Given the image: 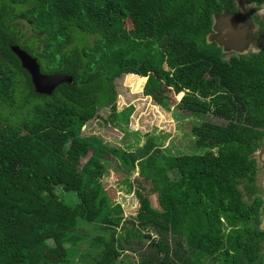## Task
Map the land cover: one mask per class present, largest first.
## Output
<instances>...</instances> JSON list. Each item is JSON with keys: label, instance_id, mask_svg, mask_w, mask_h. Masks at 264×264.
<instances>
[{"label": "trees", "instance_id": "1", "mask_svg": "<svg viewBox=\"0 0 264 264\" xmlns=\"http://www.w3.org/2000/svg\"><path fill=\"white\" fill-rule=\"evenodd\" d=\"M222 2L0 0V264H74L85 243L79 264L123 254L133 264H264V166L251 158L264 138V53L228 58L208 44ZM16 46L42 74L72 82L37 95ZM123 75L164 110L226 124L192 125L193 154L84 136L103 109L106 124L129 125L135 108L117 106ZM108 157L127 180L137 172L135 215L112 202Z\"/></svg>", "mask_w": 264, "mask_h": 264}, {"label": "rangeland", "instance_id": "2", "mask_svg": "<svg viewBox=\"0 0 264 264\" xmlns=\"http://www.w3.org/2000/svg\"><path fill=\"white\" fill-rule=\"evenodd\" d=\"M21 23L23 30H25L28 23L26 21H21ZM165 68H168L166 64ZM115 82L118 90V112L130 106L135 108L130 116L129 125L122 127L106 124V117L110 116L111 113L109 109H103L96 119L83 127L82 131L84 136L100 138L105 145L120 149L127 148L128 145H139L142 147L149 139H153L154 143L162 145V148H159L160 150L158 151L159 155L165 153L170 155L193 154L197 150L194 146L195 138L190 132L192 125L199 124L202 121H210L219 125L226 124L224 120L214 116L199 119L194 116H184L173 108L169 111L164 110L154 97L145 95L144 87L141 92H134L126 81V75L117 78ZM179 95L181 98L184 92L178 93L177 96L173 92L170 93V96L177 101L180 99ZM6 156L7 158L12 157L10 152ZM103 163L106 166L103 182L106 184L108 193L113 198L112 202L122 205L124 217L135 215L139 208V203L133 194L132 181L137 172H133L127 180L126 174L120 166L119 159L115 157L113 159H109V157L108 159L103 158ZM258 184L263 188L264 197V169L262 168H260L258 174ZM57 192L64 201L70 204L77 202L73 193H67L63 190H58ZM149 201L152 207L157 209L155 196H151ZM86 244L88 243L83 244L78 254L74 256V264H79L80 252L85 250L86 246H88ZM137 259L138 257L133 254H123L118 258L116 264H133Z\"/></svg>", "mask_w": 264, "mask_h": 264}, {"label": "water", "instance_id": "3", "mask_svg": "<svg viewBox=\"0 0 264 264\" xmlns=\"http://www.w3.org/2000/svg\"><path fill=\"white\" fill-rule=\"evenodd\" d=\"M245 31L244 24L232 14H219L213 17V32L207 36L208 44L217 42L223 48V52H240L238 44L242 43V35ZM14 53L21 61L22 68L30 76L32 86L37 95L51 96L53 91L63 83H71L72 78L65 75H47L40 72L37 61L29 56L20 47H12ZM251 158L264 166V138L259 150L251 155ZM264 187V184H263ZM264 230V222L260 225Z\"/></svg>", "mask_w": 264, "mask_h": 264}, {"label": "flooded vegetation", "instance_id": "4", "mask_svg": "<svg viewBox=\"0 0 264 264\" xmlns=\"http://www.w3.org/2000/svg\"><path fill=\"white\" fill-rule=\"evenodd\" d=\"M219 14H232L245 26L242 43L238 44L240 52H223L217 42H213L228 58L232 56H250L264 53V0H224L220 6ZM213 32V23L211 34ZM208 34V35H209ZM264 253V250H263Z\"/></svg>", "mask_w": 264, "mask_h": 264}]
</instances>
